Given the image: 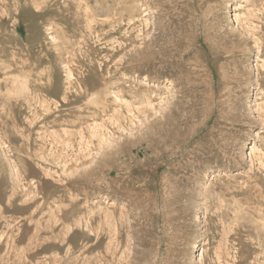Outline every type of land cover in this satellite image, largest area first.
<instances>
[{"label": "rangeland", "instance_id": "rangeland-1", "mask_svg": "<svg viewBox=\"0 0 264 264\" xmlns=\"http://www.w3.org/2000/svg\"><path fill=\"white\" fill-rule=\"evenodd\" d=\"M0 264H264V0H0Z\"/></svg>", "mask_w": 264, "mask_h": 264}, {"label": "bare ground", "instance_id": "bare-ground-1", "mask_svg": "<svg viewBox=\"0 0 264 264\" xmlns=\"http://www.w3.org/2000/svg\"><path fill=\"white\" fill-rule=\"evenodd\" d=\"M97 95V94H96ZM95 99V98H94ZM83 116V115H82ZM93 127V126H92ZM37 222V221H36ZM67 225V224H66ZM7 238V237H6ZM112 239V238H111ZM110 240V239H109ZM60 244V243H59ZM33 247V246H32ZM68 247V246H67ZM114 249V248H113ZM20 251V249H19ZM99 253V252H98ZM19 254V253H18ZM66 254V253H65ZM21 255V254H20ZM24 259V258H23ZM20 260V259H19ZM97 261V260H96ZM31 262V261H30ZM96 263V262H95Z\"/></svg>", "mask_w": 264, "mask_h": 264}]
</instances>
